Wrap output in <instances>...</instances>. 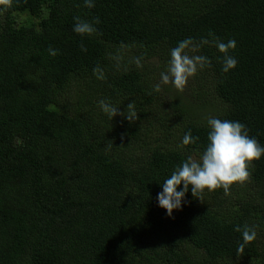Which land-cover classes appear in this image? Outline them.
I'll list each match as a JSON object with an SVG mask.
<instances>
[{
    "label": "trees",
    "instance_id": "trees-1",
    "mask_svg": "<svg viewBox=\"0 0 264 264\" xmlns=\"http://www.w3.org/2000/svg\"><path fill=\"white\" fill-rule=\"evenodd\" d=\"M76 16L99 18L96 32L74 33ZM209 32L236 40V67L224 73L206 45L211 67L190 94L156 90L170 49ZM101 99L125 114L134 102L137 119H111ZM195 110L245 123L264 145V0L0 4V264H264V157L227 192L189 190L171 217L157 204L207 143ZM188 129L200 139L180 147ZM245 224L252 241L234 230Z\"/></svg>",
    "mask_w": 264,
    "mask_h": 264
},
{
    "label": "clouds",
    "instance_id": "clouds-1",
    "mask_svg": "<svg viewBox=\"0 0 264 264\" xmlns=\"http://www.w3.org/2000/svg\"><path fill=\"white\" fill-rule=\"evenodd\" d=\"M0 4L11 6L12 0H0ZM86 8H94L95 0H83ZM72 31L81 36H90L96 32L95 25L99 24V18L89 21L79 16L73 17ZM236 40H221L214 33L198 40L186 37L177 42L170 49L167 70L160 73V83L155 85L159 90L161 84H172L178 91H183L189 79L205 68L211 67V59L201 54V49L206 45H212L221 53V70L228 73L238 63L232 54L236 48ZM81 51H86L83 44ZM49 54L55 56L58 49L49 47ZM137 67L142 66L140 59H135ZM94 74L99 73L98 78H103L102 70L93 69ZM101 110L111 119L117 114L123 115L128 121H135L137 113L133 104H127V114L119 112L118 106L107 99L98 101ZM207 143L202 152L196 156L188 155L172 170L171 174L160 184L161 191L157 193L156 201L160 208L171 217L173 210H181L188 203L186 194L191 191L200 199L205 192L223 188L226 192L234 182H245L251 176L253 161H259L264 157V145L249 134L245 123L238 120L221 119L215 116L206 118ZM199 136H194L188 129L182 136L180 147L196 145ZM235 231L240 232L244 241H252L256 238L255 227L251 225L236 226ZM243 245H241V250Z\"/></svg>",
    "mask_w": 264,
    "mask_h": 264
},
{
    "label": "rangeland",
    "instance_id": "rangeland-1",
    "mask_svg": "<svg viewBox=\"0 0 264 264\" xmlns=\"http://www.w3.org/2000/svg\"><path fill=\"white\" fill-rule=\"evenodd\" d=\"M155 74H156V77H157L158 80H159V79H160V76H158L157 72H155ZM161 87H164L165 89H167V90H169V91H172L173 94H174V96H177V93L180 94V95H183L184 97H185V95L190 94V86L188 85V83H187V85L185 86V88H184V90H183L182 92L176 90V89L174 88V86H173L172 84H170V83L167 84V85H163V84H161ZM188 96H189V95H188ZM210 103L214 104L213 102H210ZM210 108L214 109V108H215V105H214V106H211ZM195 112L197 113L199 119H201V120H206V118H207V115H206V114H207V113H205V112H203V111H198V112H197V110H195ZM203 114H205V115H203ZM201 115H203V116H201Z\"/></svg>",
    "mask_w": 264,
    "mask_h": 264
}]
</instances>
